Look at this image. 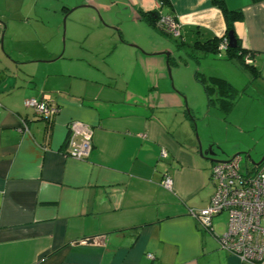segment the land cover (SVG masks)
Instances as JSON below:
<instances>
[{
    "label": "crops",
    "instance_id": "0c3cea01",
    "mask_svg": "<svg viewBox=\"0 0 264 264\" xmlns=\"http://www.w3.org/2000/svg\"><path fill=\"white\" fill-rule=\"evenodd\" d=\"M223 1L253 73L228 44L211 52L228 43L211 0H0V264H242L189 214L209 204L212 160L238 155L208 146L222 116L226 133L264 130V0ZM213 79L235 96L210 83L208 97ZM72 121L92 131L85 160L65 152Z\"/></svg>",
    "mask_w": 264,
    "mask_h": 264
},
{
    "label": "built area",
    "instance_id": "2783aa9c",
    "mask_svg": "<svg viewBox=\"0 0 264 264\" xmlns=\"http://www.w3.org/2000/svg\"><path fill=\"white\" fill-rule=\"evenodd\" d=\"M157 28L169 37L179 36V24L171 15H161ZM223 39L217 51L227 48ZM251 63V55L243 57ZM25 106L32 108L45 121L50 122L57 114V107L47 100L29 99ZM1 112V110H0ZM65 152L68 157L85 160L91 152V129L76 121L67 125ZM161 157H166L164 152ZM213 193L209 204L201 210L190 211L199 228L211 234L219 248L235 256L242 264H264V168L241 172L240 157L235 155L225 163H214L210 169ZM161 187L171 190V180L165 176ZM226 213V231L221 235L213 232L214 218ZM148 259H153L147 254Z\"/></svg>",
    "mask_w": 264,
    "mask_h": 264
},
{
    "label": "rangeland",
    "instance_id": "374dc122",
    "mask_svg": "<svg viewBox=\"0 0 264 264\" xmlns=\"http://www.w3.org/2000/svg\"><path fill=\"white\" fill-rule=\"evenodd\" d=\"M239 113L241 114V112L238 111L236 115H234V118H240L238 116ZM222 119V122L216 123L213 128L214 140H212V137L208 136V146L212 145V148L215 150L214 154L216 155V153H223V149L227 148L230 150V147L234 143H239L240 149H232V151H236V154H238L237 156L240 157L241 172L245 173L249 170V167H254L253 165L258 164L262 158H264V144H262L264 143V130L259 128L249 129L241 135L239 133L237 134L234 129L228 127V132L226 133L225 126L223 125V116ZM258 168H264V163H262ZM226 217V213L221 216L220 223L218 225L219 227L217 228L220 232L225 230Z\"/></svg>",
    "mask_w": 264,
    "mask_h": 264
},
{
    "label": "trees",
    "instance_id": "16d2710c",
    "mask_svg": "<svg viewBox=\"0 0 264 264\" xmlns=\"http://www.w3.org/2000/svg\"><path fill=\"white\" fill-rule=\"evenodd\" d=\"M211 3L212 5H214L215 7L219 8L223 14V17H224V21H225V24H226V36L228 34V32L230 31H233V26L235 23L237 22H241L242 21V14L239 12V11H232V10H228L225 6H224V1L223 0H211ZM144 20L146 22H148L150 25H155V22L157 21L158 19V14L157 13H154V12H150V13H144L142 14ZM236 40V47L235 48H228L227 49V53H228V56L230 58H233L234 61L239 65L241 66L243 69H245L246 71H249L250 73H253V69H252V66H251V63L250 64H245L244 63V55L248 54L249 52H245L244 50L241 49V46H240V43H239V40L235 39ZM220 40L214 38L212 41H210L212 44H214V48L210 49L211 52L217 51V45L219 43ZM204 46H208V43L206 44H203ZM211 47V46H210ZM207 49V48H206ZM250 54V53H249ZM251 55V54H250ZM252 58V57H251ZM208 85H203V88L207 94V96L209 97L210 93H209V85L210 83H212L213 87H216V88H221L224 90V92L228 93V96L229 97H233L235 96V91L231 90L227 84H225L222 80H218V79H213L211 80V82H207ZM209 102H210V99H209ZM230 103V102H229ZM231 105V104H230ZM229 105V107H230ZM229 107L224 106L225 110H228Z\"/></svg>",
    "mask_w": 264,
    "mask_h": 264
},
{
    "label": "water",
    "instance_id": "95a60500",
    "mask_svg": "<svg viewBox=\"0 0 264 264\" xmlns=\"http://www.w3.org/2000/svg\"><path fill=\"white\" fill-rule=\"evenodd\" d=\"M227 39H228V46L229 48H235L236 47V40H235V37H234V34L232 31H230L227 35ZM198 144V151H199V154L200 156L203 157L204 154H202V151H201V146L199 143ZM209 151H211V148H209ZM214 163H225L226 161H215V160H212ZM262 163H264V158H262V160L256 164L257 166H260Z\"/></svg>",
    "mask_w": 264,
    "mask_h": 264
}]
</instances>
